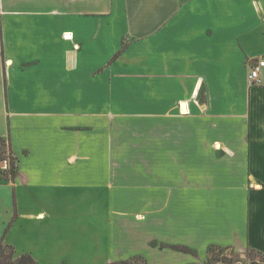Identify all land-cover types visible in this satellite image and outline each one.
<instances>
[{"label":"crops","instance_id":"1","mask_svg":"<svg viewBox=\"0 0 264 264\" xmlns=\"http://www.w3.org/2000/svg\"><path fill=\"white\" fill-rule=\"evenodd\" d=\"M258 60L264 0H0V137L17 157L0 243L37 244L42 264L264 253Z\"/></svg>","mask_w":264,"mask_h":264},{"label":"trees","instance_id":"2","mask_svg":"<svg viewBox=\"0 0 264 264\" xmlns=\"http://www.w3.org/2000/svg\"><path fill=\"white\" fill-rule=\"evenodd\" d=\"M9 150V156L11 161L10 171H2L0 169V175L6 176L8 178H13L16 172V160L17 157L12 154V150L9 142L6 138L0 137V161L3 159L5 152ZM165 245V244H164ZM173 248L183 251V252H195L192 248L183 245H176ZM207 250L210 253V256H207L206 261L203 264H230L231 257L227 254L228 251L232 252L233 249L230 246H220V245H209ZM213 251V252H212ZM253 253H258L264 255V253L250 249ZM212 253V254H211ZM224 254H226L224 256ZM0 264H39L30 253L24 252L21 254H17L15 248L10 244L0 243ZM109 264H148L145 257L142 255H134L125 260H120L116 262H111Z\"/></svg>","mask_w":264,"mask_h":264},{"label":"rangeland","instance_id":"3","mask_svg":"<svg viewBox=\"0 0 264 264\" xmlns=\"http://www.w3.org/2000/svg\"><path fill=\"white\" fill-rule=\"evenodd\" d=\"M9 153H10L9 150H7L5 152V154H4V156H3V159H2V160H6L7 161V166H8L7 169L8 170H10V168L12 167ZM1 165H2V162H1ZM2 167H4V166H2ZM20 248H22L23 250L20 251V250H16L15 249L17 254L24 253V250H25V252L27 251L29 253L28 248L39 249V245H37V244L34 245V244L28 242L26 244L21 245ZM188 253H190L192 255H195L196 251L195 252L191 251V252H188ZM227 254H229L228 256L231 257L230 264H264V255H261V254H258V253H253V252L250 251L249 248H247L245 250H242V251L233 250V256H231L232 255L231 251H228ZM208 255L210 256V253H209L208 250H206L205 258L201 257L199 259L198 263H192V264H203L206 261ZM225 255L226 254H224V256ZM39 264H42V263H39Z\"/></svg>","mask_w":264,"mask_h":264},{"label":"built area","instance_id":"4","mask_svg":"<svg viewBox=\"0 0 264 264\" xmlns=\"http://www.w3.org/2000/svg\"><path fill=\"white\" fill-rule=\"evenodd\" d=\"M264 66V61L263 60H258V62L253 65L251 67V70L249 72L248 75V79L250 82H253L254 80H256L258 78V74H259V69ZM2 166H4V169H7V161L6 160H2Z\"/></svg>","mask_w":264,"mask_h":264}]
</instances>
